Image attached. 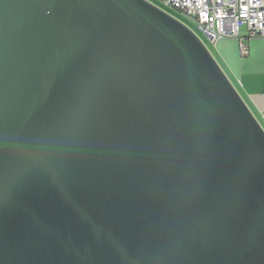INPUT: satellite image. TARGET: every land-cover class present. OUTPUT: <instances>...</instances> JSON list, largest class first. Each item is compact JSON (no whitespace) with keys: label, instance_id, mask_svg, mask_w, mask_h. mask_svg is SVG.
I'll return each mask as SVG.
<instances>
[{"label":"water","instance_id":"1","mask_svg":"<svg viewBox=\"0 0 264 264\" xmlns=\"http://www.w3.org/2000/svg\"><path fill=\"white\" fill-rule=\"evenodd\" d=\"M0 264H264V129L147 0H0Z\"/></svg>","mask_w":264,"mask_h":264},{"label":"built area","instance_id":"2","mask_svg":"<svg viewBox=\"0 0 264 264\" xmlns=\"http://www.w3.org/2000/svg\"><path fill=\"white\" fill-rule=\"evenodd\" d=\"M147 1L188 28L190 25L213 46L222 39H238L241 56L247 54L240 38L242 28L246 29L247 40L264 38V0Z\"/></svg>","mask_w":264,"mask_h":264},{"label":"crops","instance_id":"3","mask_svg":"<svg viewBox=\"0 0 264 264\" xmlns=\"http://www.w3.org/2000/svg\"><path fill=\"white\" fill-rule=\"evenodd\" d=\"M246 36L242 28L240 38L246 55H240L238 39L217 41L211 54L264 128V38L247 40Z\"/></svg>","mask_w":264,"mask_h":264},{"label":"rangeland","instance_id":"4","mask_svg":"<svg viewBox=\"0 0 264 264\" xmlns=\"http://www.w3.org/2000/svg\"><path fill=\"white\" fill-rule=\"evenodd\" d=\"M170 13H172L171 11H170ZM188 25V24H187ZM189 28L202 40V42L204 43V45L207 47V49L209 50V52H211V53H213V49H212V45L209 43V41L205 38V37H203V36H201L200 34H198L195 30H194V28H192L190 25H189ZM261 124V123H260ZM261 126L263 127V125L261 124ZM264 129V128H263Z\"/></svg>","mask_w":264,"mask_h":264}]
</instances>
